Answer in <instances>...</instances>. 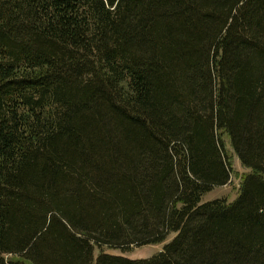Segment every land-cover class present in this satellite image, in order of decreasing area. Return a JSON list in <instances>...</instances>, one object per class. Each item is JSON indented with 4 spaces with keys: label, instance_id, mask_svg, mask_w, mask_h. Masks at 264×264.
<instances>
[{
    "label": "trees",
    "instance_id": "obj_1",
    "mask_svg": "<svg viewBox=\"0 0 264 264\" xmlns=\"http://www.w3.org/2000/svg\"><path fill=\"white\" fill-rule=\"evenodd\" d=\"M0 264H264V0H0Z\"/></svg>",
    "mask_w": 264,
    "mask_h": 264
},
{
    "label": "rangeland",
    "instance_id": "obj_2",
    "mask_svg": "<svg viewBox=\"0 0 264 264\" xmlns=\"http://www.w3.org/2000/svg\"><path fill=\"white\" fill-rule=\"evenodd\" d=\"M226 150L233 166V174L231 175V181L228 185L220 188H215L213 191L205 194L202 198V204H206L216 200H225L228 204L233 203L239 196L242 180L241 177L248 173L249 170L244 168L235 155L230 142L225 141ZM177 237V234H171L167 240L160 244L148 245L144 247H133L129 251H123L120 249H95V259L101 254H107L111 256L124 257L130 260H147L159 253L163 252L165 247L172 243Z\"/></svg>",
    "mask_w": 264,
    "mask_h": 264
}]
</instances>
